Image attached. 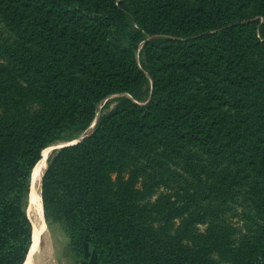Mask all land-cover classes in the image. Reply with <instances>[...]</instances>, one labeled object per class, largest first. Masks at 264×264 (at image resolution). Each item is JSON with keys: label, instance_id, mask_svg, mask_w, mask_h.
<instances>
[{"label": "trees", "instance_id": "obj_1", "mask_svg": "<svg viewBox=\"0 0 264 264\" xmlns=\"http://www.w3.org/2000/svg\"><path fill=\"white\" fill-rule=\"evenodd\" d=\"M93 124L42 180L78 255L264 264V0H0V264Z\"/></svg>", "mask_w": 264, "mask_h": 264}, {"label": "rangeland", "instance_id": "obj_2", "mask_svg": "<svg viewBox=\"0 0 264 264\" xmlns=\"http://www.w3.org/2000/svg\"><path fill=\"white\" fill-rule=\"evenodd\" d=\"M108 101L109 109H113L114 105L116 104L117 97L113 96ZM109 109H107L106 111H108ZM93 127L94 124L90 128H88L89 130L87 129L83 134H81L80 136L78 135L79 137H76L77 135L73 137L74 140H68V137L55 140L54 143L48 146L51 147L49 158H51L53 154H55L57 149L63 147L69 142L76 141V139L80 138L82 135L90 133L93 130ZM29 206L30 200L27 206V214ZM46 220L48 229L46 230L44 237L40 240L39 244L36 247V264H55V257H57L58 255L60 258L65 257V254L63 252L68 250L70 244V238L69 234L67 233L65 223L59 219L55 220L54 218L47 219L46 217ZM199 228L200 230H203L204 226H199ZM67 257H69V255Z\"/></svg>", "mask_w": 264, "mask_h": 264}, {"label": "bare ground", "instance_id": "obj_3", "mask_svg": "<svg viewBox=\"0 0 264 264\" xmlns=\"http://www.w3.org/2000/svg\"><path fill=\"white\" fill-rule=\"evenodd\" d=\"M50 148L51 147H47L46 149L43 150L44 151L43 157L35 167L34 175H33L32 182H31L30 206L28 208V214L32 221L33 235H35L34 236L35 241L33 243V246L30 252L28 253V258L26 259L24 264H36L37 259H36L35 251L37 247L36 242L39 237L38 234L42 230L46 229L47 223H45V218L43 214V204H42V196L40 193V188H41V180H42L43 174L45 173L44 171L46 170V167L48 166Z\"/></svg>", "mask_w": 264, "mask_h": 264}, {"label": "crops", "instance_id": "obj_4", "mask_svg": "<svg viewBox=\"0 0 264 264\" xmlns=\"http://www.w3.org/2000/svg\"><path fill=\"white\" fill-rule=\"evenodd\" d=\"M65 257H55V264H99L97 260V255L91 244L85 246V252L83 256L78 255L74 248L69 244L68 250L63 252ZM69 257H67L68 255ZM69 258V259H68ZM103 264V263H100Z\"/></svg>", "mask_w": 264, "mask_h": 264}, {"label": "water", "instance_id": "obj_5", "mask_svg": "<svg viewBox=\"0 0 264 264\" xmlns=\"http://www.w3.org/2000/svg\"><path fill=\"white\" fill-rule=\"evenodd\" d=\"M86 135H82L80 138H78V139H76V141H73V142H69V143H67L66 145H71V144H75L77 141H80L81 139H83L84 137H85ZM66 145H64V146H66ZM48 167V166H47ZM47 167H46V169H47ZM45 172V171H44ZM45 174V173H44ZM44 174H43V176H44ZM42 180H43V177H42ZM42 180H41V188H40V193L42 192ZM41 196H42V193H41ZM42 204H43V196H42ZM43 214H44V208H43ZM30 217V216H29ZM44 218H45V223H47L46 222V216H45V214H44ZM31 219V218H30ZM46 229H48V225L46 224ZM46 229L45 230H42L38 235H39V237H38V239H37V245L39 244V242H40V240L44 237V235H45V232H46ZM32 235H33V233H32ZM34 236L35 235H33V243H34V241H35V239H34ZM32 246H33V244H32ZM32 248V247H31ZM31 250V249H30ZM30 252V251H29Z\"/></svg>", "mask_w": 264, "mask_h": 264}]
</instances>
